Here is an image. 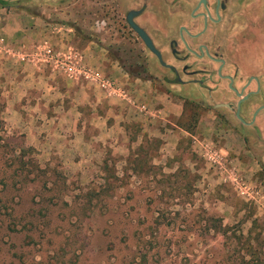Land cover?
<instances>
[{
    "label": "rangeland",
    "instance_id": "374dc122",
    "mask_svg": "<svg viewBox=\"0 0 264 264\" xmlns=\"http://www.w3.org/2000/svg\"><path fill=\"white\" fill-rule=\"evenodd\" d=\"M61 1L1 6L0 28L58 25L65 45H91L119 85L132 88L120 79L131 73L157 99L146 108L131 91L136 107L113 105L118 129L76 155L89 159L78 171L60 148L10 127L0 100V264H264V187L243 145L220 141L199 109L131 72L120 36L81 6L90 1Z\"/></svg>",
    "mask_w": 264,
    "mask_h": 264
},
{
    "label": "flooded vegetation",
    "instance_id": "af4514ba",
    "mask_svg": "<svg viewBox=\"0 0 264 264\" xmlns=\"http://www.w3.org/2000/svg\"><path fill=\"white\" fill-rule=\"evenodd\" d=\"M86 1L89 6H81L120 36L129 70L135 65L174 98L199 109L223 135L220 141L230 136L241 143L243 157L257 168L256 187H264V0ZM22 3L32 0H0V7Z\"/></svg>",
    "mask_w": 264,
    "mask_h": 264
},
{
    "label": "crops",
    "instance_id": "0c3cea01",
    "mask_svg": "<svg viewBox=\"0 0 264 264\" xmlns=\"http://www.w3.org/2000/svg\"><path fill=\"white\" fill-rule=\"evenodd\" d=\"M38 21L34 20L29 28H17L16 31L10 26L0 28V35L7 34L12 39L23 37L20 40L14 39L15 43L6 40L4 45H0V100H4V110L9 113L10 127L30 130L31 142L35 137L38 139L34 141L36 146L53 145L60 148L68 160L72 161L70 168L82 170L83 163L89 159L77 158L76 155L89 149L95 152V144L109 141L113 132L118 129L121 113L113 105L129 109L136 107L133 106L136 103L131 91L144 101L146 108L157 96L153 97L154 92L149 86L151 82H142L140 79L132 81L127 74L120 79L126 84L130 82L132 88L120 85L125 92L124 99L108 97L105 92L85 80L79 77L70 80L60 69L46 65L40 56L43 44L48 42L54 48L63 50V30L56 32L50 25L42 24L36 32V27L40 26ZM71 46L81 54L84 65L93 64L106 69L105 62L99 63L94 58L91 45ZM93 66L90 68L100 72L105 78L114 80L116 70L108 72L106 69L107 75ZM106 104L107 108L103 110L101 107ZM138 110L143 112L140 106ZM120 125L123 128V124ZM45 130H48V136L45 140H40L38 134L41 133L38 131L44 133ZM92 130L94 133H91Z\"/></svg>",
    "mask_w": 264,
    "mask_h": 264
},
{
    "label": "built area",
    "instance_id": "2783aa9c",
    "mask_svg": "<svg viewBox=\"0 0 264 264\" xmlns=\"http://www.w3.org/2000/svg\"><path fill=\"white\" fill-rule=\"evenodd\" d=\"M56 26L52 30L56 32L64 31L63 28ZM2 44H5V40L0 38V45ZM69 45L64 44V49L62 50L54 48L51 44L45 42L43 49L40 51V56L43 58L42 62L60 69L71 80H75L77 77L85 80L105 92L108 97L124 99L125 92L117 81L107 79L100 72L84 65V59L81 54L71 44Z\"/></svg>",
    "mask_w": 264,
    "mask_h": 264
},
{
    "label": "water",
    "instance_id": "95a60500",
    "mask_svg": "<svg viewBox=\"0 0 264 264\" xmlns=\"http://www.w3.org/2000/svg\"><path fill=\"white\" fill-rule=\"evenodd\" d=\"M130 24L132 25V27L134 28V30L138 33V35H140V37L145 41L146 45L151 49H153V44L151 42V40L148 38V36L138 27L136 26L130 19Z\"/></svg>",
    "mask_w": 264,
    "mask_h": 264
},
{
    "label": "trees",
    "instance_id": "16d2710c",
    "mask_svg": "<svg viewBox=\"0 0 264 264\" xmlns=\"http://www.w3.org/2000/svg\"><path fill=\"white\" fill-rule=\"evenodd\" d=\"M138 157H139V155H138ZM129 158H131V157H129Z\"/></svg>",
    "mask_w": 264,
    "mask_h": 264
}]
</instances>
